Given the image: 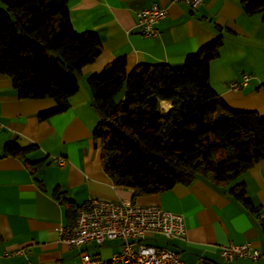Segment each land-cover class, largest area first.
I'll return each mask as SVG.
<instances>
[{"label":"crops","instance_id":"0c3cea01","mask_svg":"<svg viewBox=\"0 0 264 264\" xmlns=\"http://www.w3.org/2000/svg\"><path fill=\"white\" fill-rule=\"evenodd\" d=\"M72 28L93 31L100 40V53L76 73L78 89L68 97V107L45 119L37 113L55 105L51 97L20 98L10 77L0 73V154L5 142L35 145L28 161L43 160L30 173L22 158L0 157V251L21 247L24 254L0 257V264H73L80 249L58 238L57 227L73 221L76 209L88 198L124 203L157 204L180 214L185 226L182 238L154 235L152 244L177 250L189 264H263L262 259L220 257L218 246L249 242L264 248V159H259L227 185H216L197 175L189 184L150 194L115 185L100 162V144L92 132L99 115L92 106L86 78L123 56L129 70L139 63L181 65L188 53L218 34L222 43L209 62L211 88L231 108L264 114V24L260 13L245 14L239 0H202L194 10L181 0H65ZM152 3L165 6L158 22V35L139 33L135 13ZM0 7L4 8L0 1ZM220 27L218 30L216 27ZM250 78L239 89L230 87L241 74ZM170 107V102L159 103ZM164 106V105H163ZM161 112L165 113L160 106ZM65 158L63 165L51 161ZM242 183L256 212L233 197L229 188ZM57 187L71 201L72 209L53 195ZM119 241L102 246L87 244L93 255L108 257Z\"/></svg>","mask_w":264,"mask_h":264},{"label":"trees","instance_id":"16d2710c","mask_svg":"<svg viewBox=\"0 0 264 264\" xmlns=\"http://www.w3.org/2000/svg\"><path fill=\"white\" fill-rule=\"evenodd\" d=\"M0 1V73L10 77L18 97L54 100V106L37 113L38 119L64 111L78 89L76 73L100 53L98 35L73 30L65 0ZM239 4L247 15L260 13L264 24V0ZM221 43L218 34L178 66L139 63L128 70L120 56L86 78L100 118L92 136L100 144L102 168L115 185L131 188L133 195L189 184L197 175L227 185L264 159V114L229 107L209 84V62ZM160 100L170 102L165 113ZM34 148L9 140L0 157L22 158L33 173L43 161L25 159ZM229 192L257 211L242 183ZM52 195L72 209L57 187Z\"/></svg>","mask_w":264,"mask_h":264},{"label":"built area","instance_id":"2783aa9c","mask_svg":"<svg viewBox=\"0 0 264 264\" xmlns=\"http://www.w3.org/2000/svg\"><path fill=\"white\" fill-rule=\"evenodd\" d=\"M181 2L194 10L202 0ZM166 14L165 6L152 3L135 13L134 25L142 35L156 37L157 24ZM249 78L247 73H242L240 81L231 82L230 87L239 89L247 84ZM51 161L63 165L65 158L53 156ZM57 234L67 246L80 249L79 262L73 264H189L177 250L151 243L154 235L164 238H182L185 235L182 216L157 204L141 205L91 197L77 209L70 224L57 227ZM114 240L119 241V248L108 257L89 254L84 249L90 243L102 246L106 241ZM218 250L224 259L260 258L264 264V248L260 250L249 242L219 245ZM20 254H24L21 247L0 251V257Z\"/></svg>","mask_w":264,"mask_h":264},{"label":"bare ground","instance_id":"6f19581e","mask_svg":"<svg viewBox=\"0 0 264 264\" xmlns=\"http://www.w3.org/2000/svg\"><path fill=\"white\" fill-rule=\"evenodd\" d=\"M162 109L165 111L168 109V106L164 105V106H162Z\"/></svg>","mask_w":264,"mask_h":264}]
</instances>
